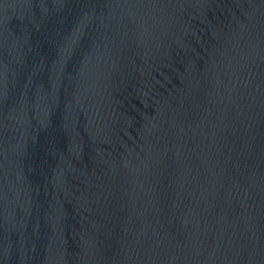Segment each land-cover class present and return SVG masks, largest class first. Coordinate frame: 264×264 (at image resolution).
<instances>
[{"label": "water", "instance_id": "obj_1", "mask_svg": "<svg viewBox=\"0 0 264 264\" xmlns=\"http://www.w3.org/2000/svg\"><path fill=\"white\" fill-rule=\"evenodd\" d=\"M0 264H264V0H0Z\"/></svg>", "mask_w": 264, "mask_h": 264}]
</instances>
